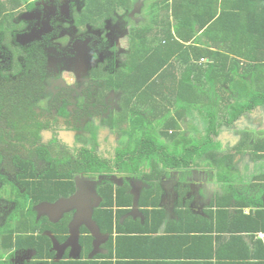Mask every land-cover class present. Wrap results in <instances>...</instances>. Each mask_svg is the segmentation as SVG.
Returning <instances> with one entry per match:
<instances>
[{"label":"flooded vegetation","instance_id":"af4514ba","mask_svg":"<svg viewBox=\"0 0 264 264\" xmlns=\"http://www.w3.org/2000/svg\"><path fill=\"white\" fill-rule=\"evenodd\" d=\"M6 1L17 2L18 7L11 11L13 26L7 32L0 30V92L3 88L7 93L5 97L0 94V101L27 105L14 113L16 118L1 120L0 227L9 225L16 211L24 210L10 200L11 195L17 199L27 194L24 211L30 209L33 217L15 223L36 230L27 234L41 238L54 233L57 239L47 227L67 223V238L58 241L57 249L64 259V243L70 230L76 228L72 226L78 221V212L86 209L94 191L101 198L108 185L116 193L139 191L145 195L159 190L167 196L166 208L173 209L180 207L176 192H193L197 179L207 180L204 183L211 186L215 180L218 184L229 178L233 171L235 175H253L254 179L264 175V150L260 147L264 126L246 128L254 113L260 111L264 116V103L252 99L253 95L247 98L248 90L255 87L264 102V81L253 69L241 71L237 75L241 82L231 85L209 78L207 94L221 89L232 96L211 97L215 115L228 119L216 120L213 126L211 116H195L188 127L185 115L196 108L207 109L209 104L198 100L188 104L179 97L180 88L189 90L195 85L177 86L181 78L177 67L182 74L181 66L165 65L160 73L165 67L168 78L151 77L141 86L138 79H116L129 73L135 59V46L141 41L136 33L141 29L139 24H149L143 19V15L150 16L148 0H134L128 5L97 0L102 10L99 15V11L91 14L87 10L88 0H29L25 5L18 0ZM3 12L0 22L9 10ZM146 42L151 47V41ZM196 85H200L198 81ZM150 90L154 100H145ZM255 101L258 103L252 104ZM177 110L183 113L181 117ZM161 118L165 123L156 127ZM134 119L139 126L134 130H140L141 137L132 154L126 155L125 149L134 141L127 135L125 122ZM174 120L176 127L168 125ZM205 148L208 153H204ZM186 155L189 165L182 163ZM246 161L250 167L243 172L241 166ZM43 182L61 188L59 194L38 202L27 189H37ZM52 204L59 205L57 217L50 210ZM179 210L174 216L188 211ZM42 211L52 214L41 217ZM44 218L58 220L50 223ZM21 251L32 256L24 258L26 264L37 262L35 247L13 246L4 249L0 264H11L15 253ZM58 252L52 260L59 258Z\"/></svg>","mask_w":264,"mask_h":264},{"label":"crops","instance_id":"0c3cea01","mask_svg":"<svg viewBox=\"0 0 264 264\" xmlns=\"http://www.w3.org/2000/svg\"><path fill=\"white\" fill-rule=\"evenodd\" d=\"M148 1L151 2V0ZM211 36H215V31H213ZM196 37L200 40L193 39L190 42H186V45L204 48L209 46L210 50L216 51L208 34L206 35L200 31ZM195 49L199 54L204 52V50ZM192 56L190 55V57ZM249 56L255 58L251 54ZM194 58L196 57L192 59ZM202 58L209 59V63L215 64L216 58L214 56ZM239 60L243 64L241 57ZM253 61L257 62L255 59H251V62ZM217 62H219L218 59ZM170 65L169 63L165 67H170ZM165 67L162 72L166 70ZM195 74L200 73L195 72ZM253 74L250 75L251 78ZM203 78L201 77L200 79L203 80ZM223 82L231 85L234 81L227 78ZM190 83L195 85H192L189 90L186 88L181 90L179 97L185 102L198 100L202 103L204 102V97H207V101L204 104H209L211 116L215 115L214 112L216 111L215 108L212 109L210 106L211 104L213 105L211 97L217 96V94H223L226 98H228V95L230 96L227 90L220 89L215 94L212 93L210 95L205 94V89H203L202 98L201 95L197 96L195 94V87H202V85H196V80ZM240 93L244 94L241 91ZM260 113V111L259 113H254L250 122L247 121L248 118H244V121H247L246 128L247 126L248 129L264 126L261 124L264 116ZM206 114L208 115V110L205 107H202V110L196 108L194 111H190L185 115V125L190 127L195 116L203 119ZM215 116L219 121L228 119L227 116L223 115ZM241 167L243 172H247L250 165L246 161ZM252 176L246 173L240 175L231 173L229 178L227 177L223 180L225 183L221 181L217 184L216 180L213 183L208 180V182L212 183L211 186L204 183L207 180L197 179L193 184V192L184 189H182V193L176 192V200L178 199L180 207L177 208L175 206L173 209L166 208L168 203L164 204L166 202L164 198H167V196L162 195L159 190L158 192L155 191L145 195H142L139 191L132 193L129 191L128 194L122 192L119 199L124 202L128 200V205L125 206L118 205L119 194L116 193L115 188L113 190L114 199L111 204L108 203L106 194L100 198L94 191L92 197L90 196L91 199L86 201V209L78 212V221H75L72 226V228L74 225L76 226L73 229L74 231L76 229L79 231L78 238L81 250L76 248L73 251L72 247L68 246L64 247L63 251H66L69 259L79 260L82 253L85 255L87 248L90 247L87 251V260H92L97 256L101 264H264V231L236 229V227L244 226L241 223L231 228L228 216H225L226 219H224L219 212L223 209L233 215L234 219V214L238 209L243 210L244 214L247 215L260 211L259 219L262 221V212H264V175L260 176V178L258 177V179H254ZM135 201L136 205H134ZM204 201H206L205 204ZM57 206L59 205L52 204L50 207L55 217L60 214ZM181 208L188 211L179 212L178 215L174 216L175 211L177 209L181 210ZM88 209L93 210L91 219L99 226L100 233H98V237L92 234L91 229L85 223L88 221ZM108 210H112L114 215L112 229L107 225L104 218L103 211ZM39 214L41 217H48L52 213L50 211H42ZM50 220L52 222L49 220L47 222H57L58 219L53 218ZM50 228L47 227L48 232H53L49 230ZM29 232L35 233L36 230L33 229ZM45 235L48 237L50 235L51 251L54 253L58 252L59 240L55 238L54 233H45ZM81 237L89 239L91 244L88 245L87 240H84L82 246ZM94 243L98 244L96 254L90 258ZM74 244L75 241L69 243V245ZM79 251L80 255L77 257ZM58 254L59 258H55L53 261L59 262L63 259L62 253L58 252ZM35 261L40 262L41 260L38 258ZM37 262H33V264Z\"/></svg>","mask_w":264,"mask_h":264},{"label":"trees","instance_id":"16d2710c","mask_svg":"<svg viewBox=\"0 0 264 264\" xmlns=\"http://www.w3.org/2000/svg\"><path fill=\"white\" fill-rule=\"evenodd\" d=\"M107 1H113L114 3L118 2L120 4L128 5L130 1L134 0ZM156 3H159V8L156 7ZM148 4L152 5V16H149V24L148 26H146L148 27V29L146 30L142 27L139 31L136 32L139 35L141 41L137 46H135V59L129 66V73L125 75L122 74L120 78L116 79H122L123 81L138 79L139 85L141 86L151 77L153 78L155 76H159L168 78L169 74H161L160 71L163 66L170 63L171 65L175 64L181 66L183 72L185 73L184 78L188 77L185 81L180 78L177 86H184L188 83L189 85H191L190 81L193 77V73L199 72L205 63L209 64V62L200 63L199 60L194 59H201L202 57L206 56L212 57L213 52H215L220 56L218 58L219 62L216 63V59L215 64H212L213 66H217V64L221 65L223 64V61L224 63L226 62V60L223 59L222 56H230V54L235 49L240 47L242 53L245 50L248 55L251 54L255 57V61L257 62L251 64L253 67H249V69H253L257 73L260 71L256 77L258 79L262 78L261 80L264 81V0H151V2H149ZM89 5L91 7V9H89L91 14H95V12H98L101 9V3L96 4L94 1H92ZM159 9L161 11L157 12ZM165 9H168L169 15H167V13L165 14ZM101 12L102 10L98 12V15ZM153 17H156L157 20L153 19ZM200 31L210 36V40H212L211 44L215 48L218 47L216 51L210 50L208 48L209 46L204 48L200 46L196 47L194 45H186V42H190L193 39L200 40L196 37L197 33ZM213 31H215V36H211ZM249 38H252L253 41ZM146 40L151 41V47L147 46ZM195 48L204 50V52H201L199 54ZM219 49L221 50L218 51ZM190 55L193 56L190 57ZM193 57L196 58L192 59ZM138 60H140L141 62L138 63ZM240 65L242 66L243 64L237 61V66L235 68H229V71H235V77H229V80H241L242 77L237 78L238 80L236 79L237 75L242 71ZM130 68L133 69V74L130 73ZM170 77L173 76L170 75ZM223 78L224 74L216 77L215 79L217 82L222 81ZM120 83L123 82H119L118 84ZM173 85L174 82L172 86ZM172 86H170V88H172ZM181 90L184 89L180 88L179 92ZM151 92L152 90L145 94V100H154ZM0 94L2 97H5L7 93L3 88H1ZM252 95V97H254L252 99L259 98V104L264 103L263 101H261L263 95L260 92ZM192 102L188 101V104H191ZM8 103L9 102L3 103L2 101H0V113L3 111L6 112L5 115L2 116L0 114V125H2V119H6L9 116L16 118L17 115H14V113L22 111V107H24V105H27L26 103ZM256 103H258V101H255L252 104ZM176 114L177 116H179V114L181 116L183 115V113L179 112V110H177ZM3 116H5V118H3ZM211 120L214 126L215 121L218 120V118L213 115L211 116ZM163 121L164 118H162V122ZM175 121L176 120H174L173 122H169L168 125H170L171 127H176L177 123ZM4 123L5 122L3 121V125ZM158 123L159 120L158 122H155L156 127L160 125V123ZM260 147H262L261 149L264 150V141L261 143ZM203 150L204 153H208L206 148ZM188 156L189 155H186V157L182 161L183 164H190V160H187ZM56 186L57 185L55 184V186L52 187L48 183L43 182L42 185L37 189H35V187H29L27 189V192L29 195L35 197L37 199L36 201H44L52 194H59V190L61 187L55 188ZM36 190L39 191V194ZM113 190L114 187L108 185V189L105 193L107 201L110 204L114 199ZM118 194V205H128V200H126L125 202L121 201V199H119L120 192ZM103 212L107 225L110 227V229H112L114 218L113 211L108 210ZM219 212L223 215L224 219H226L225 216H228V218L230 219L231 228H233L234 225H238L241 223L244 224V226L236 227V229L241 228L242 230L252 229L253 231H264V212H262V221H260L259 219L261 214L260 211H256L255 213L247 215L244 214L243 210L238 209L234 214V219L232 217L233 215H230L223 209ZM12 223V220H10V226L7 225L4 228H0L2 229V231H0V256L3 255V251L5 248H11L13 246H32L35 247L37 256L41 260L40 262L42 264H101L97 256L92 260H87V251L90 249V247L87 248L85 255L82 253L79 260L69 259L68 255L66 254L64 259H62L61 261H53L52 258L54 257L55 253L50 249L51 239L49 237L43 235L41 238H39L35 237V235L27 234V232H29L31 228H19L22 227L20 225H18L19 227L13 228L14 224ZM66 224L67 223L57 224L55 228H51L53 232L57 234L58 240L60 239V242L67 238ZM84 240H87L88 245L91 244V241L89 239L81 237L80 242L82 246Z\"/></svg>","mask_w":264,"mask_h":264},{"label":"rangeland","instance_id":"374dc122","mask_svg":"<svg viewBox=\"0 0 264 264\" xmlns=\"http://www.w3.org/2000/svg\"><path fill=\"white\" fill-rule=\"evenodd\" d=\"M5 1V3L3 4V2ZM92 1H94L96 4H99L98 2H97V0H88V3H87V5H88V8H87V10L88 9H91V7H90V3L92 2ZM18 2L21 4V5H25V4H27L28 2H29V0H18ZM29 4V3H28ZM157 5H156V7L157 8H159V3H156ZM18 7V3L16 2H8V1H6V0H0V16L2 15V14H4V12L3 11H6V10H9V13H8V15H5V17L2 19L3 21H1L0 22V30H2V31H4V32H7L8 31V28L9 27H11V26H13V23H12V21H11V15H12V13H11V11H12V9H15V8H17ZM159 11H161L160 9L157 11V12H159ZM162 11H164V10H162ZM156 12V13H157ZM165 14L167 13V15H169L168 14V9H165ZM149 15L150 16H152V11L150 10V12H149ZM143 19L145 20V19H148L149 20V17H147V16H144L143 15ZM153 19H156L157 20V18L156 17H153ZM140 26H141V28L143 27L144 29H148V27H146V26H148V25H144V24H139ZM250 40H252V38H249ZM253 41V40H252ZM218 49V47H216V50ZM221 49H219L218 51H220ZM212 56H214L216 59H218L220 56L217 54V53H215V52H213V55ZM206 57H210V56H206ZM240 57H241V61L243 62V65L241 66V69H242V72H245L246 71V67H247V69L249 68V67H253L251 64H253L254 63V61L253 62H251V59H255V58H251V56H249L248 54H247V52L244 50V52L242 53L241 52V49H240V47L239 48H237V49H235L231 54H230V56H222V58L223 59H225L226 60V62L224 63V61H223V64H221V65H219V66H213V64L212 63H205L204 64V66L202 67V69L199 71V73L200 74H195V73H193V77H192V79H191V81L190 82H193L194 81V79H196L198 82H199V84L200 85H202V87H198V88H196L195 87V89H196V92H195V94L197 95V96H199V95H201V93H203V89H205L204 91H205V94L207 93V91H208V84H206V83H208V81H210V79H211V81L213 82V81H216V77H218V76H220V75H222V74H224V78H223V80H225V79H229V77H235V71L234 70H230L229 71V68L231 67V68H235L236 66H237V61L238 62H240ZM243 59V60H242ZM139 62H141L140 60H138V63ZM204 62H209V59H205V61ZM223 65V66H222ZM214 68V69H213ZM177 69H178V73H179V75H180V77H181V75L182 74H180V68H178L177 67ZM213 69V70H212ZM171 69H167V71L169 72ZM212 70V71H211ZM211 71V72H210ZM228 71H229V74H228ZM165 72V71H164ZM260 72V71H259ZM258 72V73H259ZM165 73H167V72H165ZM208 73H209V75H208ZM258 73H257V75H258ZM184 76H185V73L183 72V75H182V79H183V81H185L188 77H185L184 78ZM205 76V77H204ZM201 77H204V83L205 84H201L202 83V80H200V79H198V78H201ZM209 77H210V79H209ZM236 78H238V77H236ZM222 80V81H223ZM241 82V81H240ZM188 85H189V83H188ZM174 91H176V89H172V93L174 92ZM178 91V90H177ZM258 92H256L255 91V87L254 88H250L249 90H248V92H247V94H249V95H247V98L249 97V96H251L252 94H257ZM202 96V95H201ZM202 98H203V96H202ZM207 101V97L205 98L204 97V102H206ZM207 107V106H206ZM207 110H208V115L209 116H211V109H210V107H207ZM165 118V117H164ZM159 123H163L162 122V118L159 120ZM116 127H117V125H116ZM136 127H139L138 126V124H137V120H127L126 122H125V129L127 130V135L128 136H130V137H132V139H133V141H134V143L132 144V146L130 147V148H126L125 149V153H126V155H131L132 154V152H133V150L136 148V146L138 145V140L140 139V134H139V132H140V130H134V128H136ZM136 133H138V137L136 136ZM37 152L41 155V156H45V153L43 152V151H40V149H37ZM232 173H234V174H237V172L236 171H233ZM223 181V180H222ZM224 182V181H223ZM225 183V182H224ZM23 196L24 197H19L18 196V198L16 199L13 195H11V199L10 200H13L14 202H16V204H19V206H21L24 210H25V208L27 207V205H28V199H27V194H23ZM24 210H22V211H19V212H15V214L13 215V217H12V222L14 223V225H13V228H16V227H19L18 226V224L17 223H15V221H23L24 222V218L25 217H27V216H30V217H33V213H32V211L30 210H26V211H24ZM23 212V213H22ZM12 223V224H13ZM9 226H10V224H9ZM5 227V226H4ZM4 227H0V228H4ZM19 228H26V227H19ZM16 256V257H15ZM14 260H12L11 261V264H26V261H24V258H32V256L30 255V253H24V252H16L15 253V255H14ZM34 258V257H33ZM23 260V261H22Z\"/></svg>","mask_w":264,"mask_h":264},{"label":"water","instance_id":"95a60500","mask_svg":"<svg viewBox=\"0 0 264 264\" xmlns=\"http://www.w3.org/2000/svg\"><path fill=\"white\" fill-rule=\"evenodd\" d=\"M134 205H136V201H135ZM92 212H93L92 209H88L87 210V213H88L87 220L88 221L85 222V223L88 226V228L91 229L92 234L94 236L98 237V233H100V230H99V226H97V224H95L94 221H92V219H91ZM85 216H86V212H85ZM70 231H71V235L68 238V240H66L67 242L64 243V247L66 248L68 246H71L73 251H75L76 248L78 250H81L80 249L81 246L79 244V238H78L79 231L77 229L75 231L73 229H71ZM71 241H75V244L74 245H69V243H71ZM97 245H98L97 243H94V245H93L94 249H93L92 253L90 254V258H92L94 254H96ZM79 255H80V251L77 254V257H79ZM76 259H78V258H76Z\"/></svg>","mask_w":264,"mask_h":264},{"label":"clouds","instance_id":"9594fccd","mask_svg":"<svg viewBox=\"0 0 264 264\" xmlns=\"http://www.w3.org/2000/svg\"><path fill=\"white\" fill-rule=\"evenodd\" d=\"M204 61H205V58H202L199 60L200 63H205Z\"/></svg>","mask_w":264,"mask_h":264}]
</instances>
